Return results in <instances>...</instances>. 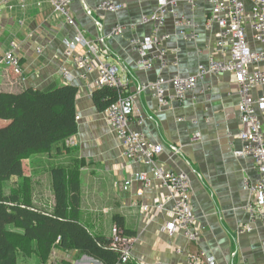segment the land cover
I'll use <instances>...</instances> for the list:
<instances>
[{
    "label": "crops",
    "instance_id": "1",
    "mask_svg": "<svg viewBox=\"0 0 264 264\" xmlns=\"http://www.w3.org/2000/svg\"><path fill=\"white\" fill-rule=\"evenodd\" d=\"M100 1L73 0L71 9L76 25L87 40L96 41L105 35L100 58L91 57L95 63L117 64L121 75L126 76L127 83L122 86V93L133 96L135 104L131 127L138 129L142 122L147 135L163 144L164 151L158 156L162 166L190 174L193 185L191 199L200 238L190 241L182 231L171 236L161 230L162 225L174 219L172 202L158 213L153 206L146 213L142 211V202L150 205L153 197L168 196V188L164 184L157 181L154 186L144 188V184L135 181L127 190L120 184L125 176L149 168L123 155L119 137L106 120L105 111H100L94 103L95 89L80 77L75 64L66 60L64 40L77 33L76 26L67 23L66 18L54 9L51 0H0V52L13 49L24 68L20 76L10 67L0 65V91L22 92L30 87L51 90L64 84H75L79 89L76 106L81 118L73 135L77 142L75 146L67 144V148L61 151L56 146L52 152L46 153L49 165L44 169L39 165L44 158L39 156L25 164L27 174L34 183L39 182L37 188L34 185V203L39 208L52 211L56 203L50 167L84 159L81 179L85 172L87 179L100 180L99 186L94 184L93 193L103 199L108 194L103 180L114 185V197L109 199L110 206L104 212L111 215L112 222H115V214L124 217L127 233L135 238L132 259L127 263L118 260L115 264H154L159 260L163 264H176L184 262L191 251L198 250L209 251L217 264H264V230L260 226L253 232L241 233L238 230L242 222L250 219L246 211L250 197L245 189V179L253 181L259 174L252 158L234 155L235 148L241 146V140L233 135L242 128V122L239 116L240 96L233 75L208 76L196 91L188 94L185 104L172 101L167 107L159 103L153 90L139 87L152 83L160 74L167 79L177 73L184 76L193 74L200 63L208 61L215 43V37L205 28L210 5L203 1L194 6L188 3L181 5V15L199 25L198 39L179 36L173 17H168L165 32L170 34L167 47L171 63L162 71L158 64L147 71L138 66L140 56L132 39L150 33L151 24L141 20L143 15H149L157 8L159 0H118L124 7L116 14L99 11L96 6ZM88 8L93 10V15L87 14ZM96 20L101 22L102 29L96 25ZM117 21L122 22L125 29L121 35L112 37L109 33ZM77 50L86 51L83 46ZM176 58L179 59L178 65L172 63ZM61 65L71 70L74 81L65 79L60 72ZM96 75L93 72L91 77ZM169 89L173 91L171 86ZM173 146L178 147L179 152L173 151ZM28 166L31 171L26 170ZM46 183L48 194L43 187ZM36 190L44 192L41 194ZM141 190L143 194L139 196ZM81 202L83 222L92 233L110 238L111 233L99 230L97 217H101L102 213L98 211L103 212L102 208H94L89 219L85 220L82 192ZM85 255L88 254L80 250L56 247L46 262H39L38 256L32 254L20 257L18 264H30L31 260L37 264H76Z\"/></svg>",
    "mask_w": 264,
    "mask_h": 264
},
{
    "label": "built area",
    "instance_id": "2",
    "mask_svg": "<svg viewBox=\"0 0 264 264\" xmlns=\"http://www.w3.org/2000/svg\"><path fill=\"white\" fill-rule=\"evenodd\" d=\"M51 1L54 9L66 18L67 23L77 28V33L72 38L64 40L66 60H71L75 64L80 70V77L88 81L92 89L106 86L122 89L127 83V78L121 75L120 67L106 61L95 63L91 57L100 58L105 35L99 36L96 41L87 40L73 17L71 9L73 0ZM200 1L211 7L205 20V28L213 34L215 43L209 53L208 61L200 63L193 74L184 76L177 73L170 79L160 74L152 83L139 87L143 90H153L159 103L167 107L172 101L185 104L188 94L196 91L200 82L208 76L233 75L240 96L239 116L242 122V128L233 135L241 140V146L235 148L234 155L240 158H252L259 174L253 181L245 179V189L250 197L246 211L250 219L248 222H242L238 230L241 233L253 232L259 226L264 230V0H159L157 8L151 14L143 15L141 20L151 24L150 33L132 39V44L140 56L138 66L147 71L152 70L157 64L161 71L169 67L171 61L167 41L170 34L165 32L169 16L173 17L179 36L190 40L198 39L199 25L192 19L183 17L180 8L184 3L194 6ZM123 7V2L118 0H101L96 6L101 12L115 14ZM87 14L93 15V10L88 8ZM96 25L103 28L99 20H96ZM124 29V24L117 21L109 35L119 36ZM79 46H83L86 51H78ZM178 61L179 59L176 58L172 63L178 65ZM0 65L10 67L17 75L24 72L21 59L13 49L0 52ZM60 72L67 81H74V74L66 66L61 65ZM93 72L97 75L92 78ZM168 86H171L173 91ZM134 110L133 96L122 93L119 99L110 104L105 111L106 120L119 137L123 155L128 160L142 163L149 168L125 176L120 180V184L123 185L124 190L129 189L135 181L144 184V188L154 186L157 181L164 184L168 188V196L157 195L153 197L150 205L142 202V211L146 213L149 207L153 206L155 213H158L172 202L174 219L162 225L161 230L171 236L182 231L190 241H198L200 232L196 226L197 216L191 199L193 185L190 174L184 170L168 169L158 162V156L164 151V146L147 135L142 128V122L139 123L138 129L131 127ZM80 118L77 113L76 120ZM76 143L73 137L68 140L71 146H75ZM172 150L179 152L176 146H173ZM142 194L143 190L138 192L139 196ZM134 204L140 205L137 202ZM111 233L110 245L118 251L119 262H129L133 257L134 236L125 232L118 224L113 225ZM76 264L103 263L85 255ZM154 264H163V262L159 260ZM176 264H217V262L209 251L198 250L191 251L184 262Z\"/></svg>",
    "mask_w": 264,
    "mask_h": 264
},
{
    "label": "trees",
    "instance_id": "3",
    "mask_svg": "<svg viewBox=\"0 0 264 264\" xmlns=\"http://www.w3.org/2000/svg\"><path fill=\"white\" fill-rule=\"evenodd\" d=\"M78 93L75 84L0 91V264H18L22 254H37L46 262L56 247L80 250L103 264L119 260L111 237L92 233L81 218L84 159L50 167L56 203L52 211L34 203V181L25 171V160L33 154L67 148L78 129ZM121 95V88L106 86L93 91V100L103 112ZM13 176L16 186L7 193L5 183ZM114 221L127 232L124 217L115 214Z\"/></svg>",
    "mask_w": 264,
    "mask_h": 264
},
{
    "label": "rangeland",
    "instance_id": "4",
    "mask_svg": "<svg viewBox=\"0 0 264 264\" xmlns=\"http://www.w3.org/2000/svg\"><path fill=\"white\" fill-rule=\"evenodd\" d=\"M5 66V65H4ZM7 67V66H6ZM9 68V67H8ZM22 74H20L21 76ZM0 125H2V120L0 119ZM46 153H36V154H33L30 158L26 159L25 160V163L28 162V160H31V158H36L37 156L41 157V158H44L41 160L40 162V166L44 169L45 167H47L49 165V159L47 158V156L45 155ZM26 170H32L30 166H28L26 168ZM36 170V169H35ZM34 170V171H35ZM33 172V171H32ZM85 173V172H84ZM83 173V177L81 179V176H82V170L80 172V175H79V178H80V186H81V192H82V199H83V202H84V209H83V218L86 220V219H89V217L91 216V211L94 209V208H99L101 207L103 212H99L98 213H102L101 217H97V222L99 223V230L102 231V232H105V233H111V230H112V227L114 224H117L116 222H112V218H111V215L108 216V213H105L104 212V209H107L109 208V203H110V200L109 199H113L114 197V194H113V188H114V185H110V183H108L107 181L103 180V185L105 188H107L108 190V194L105 196V199L103 198H100V197H97V195H95L93 192H94V184L95 185H100L99 182L100 180H94V179H91V178H86V176L84 175ZM43 180V179H42ZM16 183H17V177L16 176H13L11 180L7 181L5 183V191L8 193L9 191H11L12 189H14L13 187L16 186ZM82 183V184H81ZM117 183H119V181H117ZM39 184V182L36 184L34 183L35 187L37 188V185ZM44 190H46V194L49 193V187L46 184H44ZM42 187V188H43ZM41 188V189H42ZM35 190V189H34ZM44 190H36V192H40L41 194H43ZM44 197H46V195H44ZM113 203V201H112ZM37 206H39L37 204ZM15 226L12 225V224H9V228L10 229H13ZM112 235V233H111ZM53 254V253H52ZM37 255V254H35ZM26 256H29V255H26V254H22L21 258L22 257H25ZM38 256V255H37ZM55 258H57V256L55 255ZM39 259V262H41V258L38 257ZM57 260V259H56ZM22 261H25L24 259ZM27 261V260H26ZM20 264H25V263H20ZM27 264V263H26ZM30 264H37V263H33V261L31 260L30 261Z\"/></svg>",
    "mask_w": 264,
    "mask_h": 264
},
{
    "label": "bare ground",
    "instance_id": "5",
    "mask_svg": "<svg viewBox=\"0 0 264 264\" xmlns=\"http://www.w3.org/2000/svg\"><path fill=\"white\" fill-rule=\"evenodd\" d=\"M88 256V255H87ZM91 257V256H90ZM95 259V258H94Z\"/></svg>",
    "mask_w": 264,
    "mask_h": 264
}]
</instances>
